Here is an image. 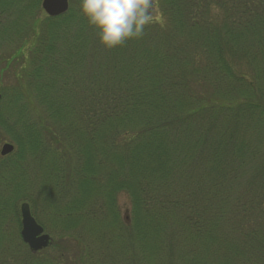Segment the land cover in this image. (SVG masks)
I'll list each match as a JSON object with an SVG mask.
<instances>
[{
    "label": "trees",
    "instance_id": "16d2710c",
    "mask_svg": "<svg viewBox=\"0 0 264 264\" xmlns=\"http://www.w3.org/2000/svg\"><path fill=\"white\" fill-rule=\"evenodd\" d=\"M42 2L0 0L6 68L23 61L0 104V264H264V0H155L111 50L82 0ZM26 202L50 253L22 241Z\"/></svg>",
    "mask_w": 264,
    "mask_h": 264
},
{
    "label": "clouds",
    "instance_id": "9594fccd",
    "mask_svg": "<svg viewBox=\"0 0 264 264\" xmlns=\"http://www.w3.org/2000/svg\"><path fill=\"white\" fill-rule=\"evenodd\" d=\"M81 12L109 50L141 38L147 26L160 20L155 0H82Z\"/></svg>",
    "mask_w": 264,
    "mask_h": 264
},
{
    "label": "water",
    "instance_id": "95a60500",
    "mask_svg": "<svg viewBox=\"0 0 264 264\" xmlns=\"http://www.w3.org/2000/svg\"><path fill=\"white\" fill-rule=\"evenodd\" d=\"M70 0H43L42 9L49 18L61 17L69 11ZM0 94V104L2 102ZM15 147L12 144H4L0 150V157L6 158L13 154ZM21 213V238L33 254L46 250L51 243V239L45 234L44 228L37 223L32 215L29 204L24 203L20 208Z\"/></svg>",
    "mask_w": 264,
    "mask_h": 264
},
{
    "label": "rangeland",
    "instance_id": "374dc122",
    "mask_svg": "<svg viewBox=\"0 0 264 264\" xmlns=\"http://www.w3.org/2000/svg\"><path fill=\"white\" fill-rule=\"evenodd\" d=\"M1 43H3V42H0V94L2 95L3 90L5 92L7 90L10 91L14 87L15 75L17 74V71H21V69L19 67L22 66L23 61L16 57L17 58V59H15L16 63H14V64L12 63L11 66L6 68V66H8V61H4V59L8 58L12 54L13 50H15V49L13 47H12L13 48L12 49L10 45L7 46V45L1 44ZM22 46L23 45L19 44V46L17 47L16 50H18V51H17V55L16 56H18V54L20 52L19 49H21ZM7 93H8V91H7ZM2 97H3V95H2ZM35 124L37 125L36 122H35ZM6 143L12 144L15 147V151H16L17 148L14 145V143H12V141L10 140V136L7 135L6 132L3 131V129L1 127V125H0V150H1L2 146L4 144H6ZM71 161H72V163L69 162L67 158H66V161H65L66 171L70 175L74 174V172L76 170L75 164L78 162V159L71 158ZM26 203H28V202H26ZM119 203H120V205L122 207L123 214L125 215L124 217L126 219H128V214L127 213H128V210L130 209V199H129V197L126 196V195H120L119 196ZM22 204H19V206H18L19 213H20V208H21ZM41 222H43V221H41ZM43 225L45 226V228H44V226H42V225L41 226L44 228L45 234L48 235L50 237V239H51L50 246L53 245L56 241L59 242L60 238H58L59 236H56L55 231H52L51 224L47 223V224H43ZM49 247L45 250V252L49 251L48 250ZM72 249L75 250L74 247ZM50 251L48 253H50Z\"/></svg>",
    "mask_w": 264,
    "mask_h": 264
}]
</instances>
